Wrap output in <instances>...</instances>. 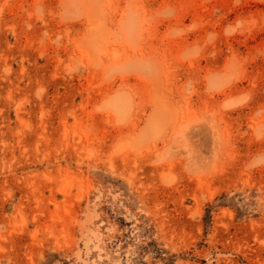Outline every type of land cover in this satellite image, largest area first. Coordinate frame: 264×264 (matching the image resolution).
<instances>
[{
    "label": "rangeland",
    "instance_id": "374dc122",
    "mask_svg": "<svg viewBox=\"0 0 264 264\" xmlns=\"http://www.w3.org/2000/svg\"><path fill=\"white\" fill-rule=\"evenodd\" d=\"M0 264H264V0H0Z\"/></svg>",
    "mask_w": 264,
    "mask_h": 264
},
{
    "label": "bare ground",
    "instance_id": "6f19581e",
    "mask_svg": "<svg viewBox=\"0 0 264 264\" xmlns=\"http://www.w3.org/2000/svg\"><path fill=\"white\" fill-rule=\"evenodd\" d=\"M165 124H166V119L162 117L161 108L158 107V109L155 112H153V114L150 116L146 124L144 130L145 132L144 139L146 141L145 143L146 144L147 142L150 143L161 137V135L164 133L166 129ZM140 141H142V139ZM142 144H144V141Z\"/></svg>",
    "mask_w": 264,
    "mask_h": 264
}]
</instances>
